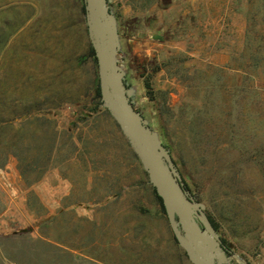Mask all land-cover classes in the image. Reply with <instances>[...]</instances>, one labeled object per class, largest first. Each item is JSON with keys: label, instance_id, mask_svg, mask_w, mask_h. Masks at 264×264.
I'll return each mask as SVG.
<instances>
[{"label": "rangeland", "instance_id": "374dc122", "mask_svg": "<svg viewBox=\"0 0 264 264\" xmlns=\"http://www.w3.org/2000/svg\"><path fill=\"white\" fill-rule=\"evenodd\" d=\"M109 7L130 102L216 223L222 264H264V0ZM91 46L81 0H0V264H193L99 104Z\"/></svg>", "mask_w": 264, "mask_h": 264}, {"label": "water", "instance_id": "95a60500", "mask_svg": "<svg viewBox=\"0 0 264 264\" xmlns=\"http://www.w3.org/2000/svg\"><path fill=\"white\" fill-rule=\"evenodd\" d=\"M110 0H85L103 105L125 132L161 197L176 241L193 264H222L225 245L204 206L185 188L171 153L130 102L118 62Z\"/></svg>", "mask_w": 264, "mask_h": 264}, {"label": "trees", "instance_id": "16d2710c", "mask_svg": "<svg viewBox=\"0 0 264 264\" xmlns=\"http://www.w3.org/2000/svg\"><path fill=\"white\" fill-rule=\"evenodd\" d=\"M81 1H82V10H83V13L86 14L85 0H81ZM90 53H91V56H93V58H94L95 61H96L95 51H94V49H93L92 46H91V49H90ZM145 85H146V88H147L148 90H151V88H152V84H151V80H150V78H147V79H146V81H145ZM96 97H97V99L99 100V104L103 105L102 96H101V90H100V85H99L98 82L96 83ZM2 124H4V122H0V125H2ZM156 193H157V192H156ZM157 199L159 200V202H160V204H161L163 210L165 211V208H164V206H163L162 199H161V197H160L158 194H157ZM165 212H166V211H165ZM210 219H211V221H212L214 227H215L216 229H218V227H217L216 223L214 222V220H213L211 217H210ZM222 242H223V244H224V243H225V240L222 239Z\"/></svg>", "mask_w": 264, "mask_h": 264}, {"label": "crops", "instance_id": "0c3cea01", "mask_svg": "<svg viewBox=\"0 0 264 264\" xmlns=\"http://www.w3.org/2000/svg\"><path fill=\"white\" fill-rule=\"evenodd\" d=\"M168 218V217H167ZM161 217H160V223H161ZM169 221V220H168ZM162 223H163V221H162ZM170 224V223H169ZM171 227V226H170ZM174 234V233H173ZM133 237V236H132ZM131 235L130 234H126V235H124L123 237H121L120 238V240H123V241H119L120 243L121 242H124V244H129V243H131ZM132 239H134V237L132 238ZM126 242V243H125ZM98 244H99V242H98Z\"/></svg>", "mask_w": 264, "mask_h": 264}, {"label": "flooded vegetation", "instance_id": "af4514ba", "mask_svg": "<svg viewBox=\"0 0 264 264\" xmlns=\"http://www.w3.org/2000/svg\"><path fill=\"white\" fill-rule=\"evenodd\" d=\"M227 249V248H226ZM228 250V249H227Z\"/></svg>", "mask_w": 264, "mask_h": 264}]
</instances>
